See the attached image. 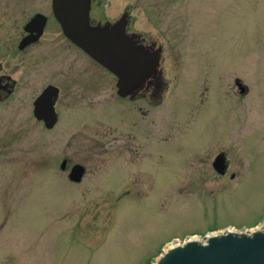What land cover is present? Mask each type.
Instances as JSON below:
<instances>
[{
    "label": "rangeland",
    "instance_id": "1",
    "mask_svg": "<svg viewBox=\"0 0 264 264\" xmlns=\"http://www.w3.org/2000/svg\"><path fill=\"white\" fill-rule=\"evenodd\" d=\"M41 3L3 0L4 30ZM125 11L164 48L165 97L123 100L102 66L47 64V51L17 66L0 103V264H155L191 238L264 225V0H104L99 17ZM50 83L47 130L33 102ZM65 158L86 166L81 183Z\"/></svg>",
    "mask_w": 264,
    "mask_h": 264
},
{
    "label": "water",
    "instance_id": "2",
    "mask_svg": "<svg viewBox=\"0 0 264 264\" xmlns=\"http://www.w3.org/2000/svg\"><path fill=\"white\" fill-rule=\"evenodd\" d=\"M92 0H53V8L66 35L86 53L117 77L118 94L136 99L145 92L153 102L164 97L167 89L159 69L162 48L146 43L141 33L128 31V13L115 22L93 23ZM241 92L247 90L242 86ZM58 89L49 86L35 101L34 114L51 128L57 121L54 100ZM225 154H219L214 168L221 174L227 168ZM61 168H65V161ZM84 167L72 166L69 179L81 182ZM219 234V233H218ZM155 264H264V225L252 232L213 235L206 243L189 240L171 246Z\"/></svg>",
    "mask_w": 264,
    "mask_h": 264
},
{
    "label": "flooded vegetation",
    "instance_id": "3",
    "mask_svg": "<svg viewBox=\"0 0 264 264\" xmlns=\"http://www.w3.org/2000/svg\"><path fill=\"white\" fill-rule=\"evenodd\" d=\"M40 1H43V3L38 5L39 8L35 11V13L32 16H30L27 20H25L21 25H16L13 28V30L10 31V30H4V21H3L4 7H3V0H0V103L9 101L17 93L18 80L14 77V73L17 66L20 63H35L36 57L45 53L46 51L47 52L45 54L47 55V64H62L64 62L67 63V60H69V63L71 64L76 63L77 65H79L85 63L87 67H89L88 65L89 62L102 66L95 59L89 56L81 47H79L77 44H75L72 40L68 38V36L63 30V27L58 17L55 14L53 8V0H40ZM103 1L104 0L91 1V6H92L91 18L94 23H98V22L105 23L109 20V19L104 20L99 17V8L101 7ZM15 9H16V5H15ZM129 19L130 21H132L131 17ZM44 40H47V47L45 46L40 47L44 43ZM159 46L162 47V52H161L162 58H161L160 68H161V72L163 73V76H165V72L162 66L164 48L160 44H157L156 48H158ZM39 50H44V51H42L41 53V51ZM103 69L112 75V73L108 71L105 67H103ZM49 86H54L58 89L57 95L54 100V108L57 114V121L55 122L53 127L51 128L47 127V130L55 128L58 124L59 113L57 111V103L61 96V87L59 86V84L57 85L54 83H50L45 88ZM236 86L238 87L239 92L241 94H245L248 92V88L246 92L244 93L241 92L240 88L244 85L242 82H240L237 79H236ZM37 97L33 102V115H34L35 101ZM119 97L122 98L123 100H129L132 102H136V101L151 102L148 99V95L146 92L135 100L124 98L121 96ZM37 121L43 123V125L45 126L43 121L41 120H37ZM134 145L135 146L132 152H135L137 156H140L141 151L143 149L142 145L141 144H134ZM132 147L133 146H130L129 149L131 150ZM63 161H65V168L62 169V171L64 172L68 171L69 173L70 169L75 164H80L84 167V175L81 180L82 182L87 174L86 166L82 163L70 164L69 163L70 161L67 158L63 159L62 162ZM225 163L227 164V170L223 175L227 174L230 168V163L228 162V160H226ZM212 166H213V162H212ZM234 175L235 174H232L231 177H235ZM137 186H138L137 184L132 185L131 187H129V189L137 188Z\"/></svg>",
    "mask_w": 264,
    "mask_h": 264
},
{
    "label": "bare ground",
    "instance_id": "4",
    "mask_svg": "<svg viewBox=\"0 0 264 264\" xmlns=\"http://www.w3.org/2000/svg\"><path fill=\"white\" fill-rule=\"evenodd\" d=\"M250 231H252V230H250ZM250 231H249V232H250ZM193 239H195V238H193ZM172 246H173V245H172Z\"/></svg>",
    "mask_w": 264,
    "mask_h": 264
}]
</instances>
